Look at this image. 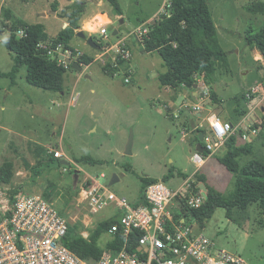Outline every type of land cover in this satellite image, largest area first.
<instances>
[{"label":"rangeland","instance_id":"obj_1","mask_svg":"<svg viewBox=\"0 0 264 264\" xmlns=\"http://www.w3.org/2000/svg\"><path fill=\"white\" fill-rule=\"evenodd\" d=\"M79 1L89 4L90 15L99 14L95 19L98 26L106 25L108 39L104 42L99 35L94 36L97 43L103 45L100 51L93 50L79 38L71 42L72 47L80 46L86 52H91L93 62L83 69L82 74L67 72L63 83L64 93L30 86L26 82L25 67L20 69L13 85L10 79H0V167L9 162L15 172L10 183H0V202L20 186L31 193H44L58 212L65 216L69 226L81 224L84 228L81 234L88 237L99 222L118 214L114 205L96 214L88 211L85 196L79 190L81 187L85 190L92 188V177L108 187L112 176L117 175L118 182L108 187L109 191L131 200L140 197V177L162 180L173 172V177L165 185L177 189L185 182L179 173L188 178L192 174L200 177L202 168L198 169L191 161L194 149L187 133L189 124L197 120L193 115L195 111L189 103L183 107L185 99L183 92L179 91L181 88L176 90L178 93L173 99L160 94L158 78L166 71L162 60L156 52L144 53L137 39L130 36L131 33L139 35L137 31L141 28L148 32L150 25L167 16L170 0H118L122 11L120 16L107 2L96 6L94 0ZM255 1L264 2L207 0L218 39L228 53L229 66L228 73L224 69L217 70L212 88L224 101L223 111L230 116L233 112L246 114L250 105L254 106L255 103L246 100L248 104L241 101L239 106L234 102L235 97L256 87L261 89L263 62H254L247 38L249 34L254 35L264 29V15H252L244 9ZM71 5L72 1L69 0H0V31L8 38L12 33L9 27L16 24L14 20L28 25L37 24L54 10L59 11L62 7L58 12L62 14ZM11 8L30 23L13 14ZM8 12L13 14V18H9ZM63 21L65 28L68 23L66 19ZM88 24L90 22L85 26ZM45 25L50 36H55L61 30L59 21L53 17ZM114 31H119L120 35L114 37ZM20 32L16 33L17 38L21 37ZM121 37L126 38L124 49L129 52L128 48L131 47L132 58L129 53L127 59H122L115 49L111 50ZM61 52L67 54L68 51L62 49ZM105 54L109 62L104 63ZM74 57L77 61L80 55ZM130 62L136 82L126 85L125 80L132 81ZM13 66L12 54L0 41V72L8 73ZM118 72L121 75L112 79ZM87 75L91 77L86 78ZM199 81H202L201 77ZM187 90L186 99L189 102L193 97L190 98L191 90ZM206 90L209 92L206 99L211 100V93L209 89ZM200 92H204L202 86ZM254 98L261 99L262 96L256 95ZM178 109L182 113L180 120L172 115ZM188 109L192 114L187 115ZM256 115L241 127L242 130L251 127L258 131L255 135L247 128L243 131L251 136L254 147L252 154L240 160L241 164L254 158L264 161V129L260 128L263 113L258 110ZM130 133L134 140L132 153L125 155ZM40 146L48 152V157L41 153L38 155ZM56 151L64 152L61 159L69 161L70 165L47 169L42 172L44 178L40 182L38 176L33 185H29L30 168L40 159L48 160L49 155ZM223 154L221 152L218 156ZM86 157L104 164L91 166L74 161V158ZM212 164L222 168L215 159ZM126 167L131 172L125 171ZM226 176L227 182L216 189L228 197L234 190V177L227 171ZM209 183L212 185L208 186L214 188V184ZM202 231L217 248L241 256L247 264H264V210L257 205L253 204L246 211L234 210L230 218L226 210L217 208L205 221ZM106 240L107 236H103L100 245L103 246Z\"/></svg>","mask_w":264,"mask_h":264},{"label":"trees","instance_id":"obj_2","mask_svg":"<svg viewBox=\"0 0 264 264\" xmlns=\"http://www.w3.org/2000/svg\"><path fill=\"white\" fill-rule=\"evenodd\" d=\"M72 1V5L66 12L58 14L61 19H66L68 25L62 29L59 34L50 38L42 24H23L15 21V25L10 26L11 35L6 41L2 42L7 51L12 54L14 66L8 73L0 72V79H10L11 84H15L17 75L21 68H26V82L32 87L43 91L53 93H64V76L68 70H73L70 65L65 68L63 64L56 59H52L48 53L63 49L71 52V57L77 55V51L70 46L71 40L77 32L80 31V20L84 12L85 2L79 0ZM107 2L112 10L118 15H122L118 0H97ZM244 9L252 15H264V2L255 1L246 5ZM171 10V13H170ZM57 11V10H54ZM12 17V13L8 12ZM20 27H15L18 25ZM19 31L24 33L20 38L16 37ZM250 33V32H249ZM2 34V31H0ZM93 40L97 41L92 37ZM100 46V51L103 45ZM43 45L45 48H39ZM247 45L256 49L264 58V29L249 34ZM142 47L145 52H156L163 62L166 71L158 78L160 86L176 91L178 88L194 90L199 84L201 77L205 87L211 92V87L215 82L217 70L224 69L229 72L228 53L224 51L217 36L216 26L212 19L207 0H170L168 15L161 17L153 25L149 26V33L142 40ZM93 58L87 55L79 57L77 62L84 66L89 65ZM192 98V97H190ZM247 99L245 94L234 98L240 106V102ZM244 113V112H243ZM245 114V113H244ZM239 114V115H244ZM236 115H233V117ZM261 128L264 129V113ZM196 132V131H194ZM197 133V132H196ZM199 133V134H198ZM195 140L199 143V135L206 133L205 130H199ZM41 149L38 152L46 157L47 151ZM252 144L236 146V137L231 136L225 142V150L222 156H217V160L225 170L234 177V190L230 196L226 197L214 188L205 184L202 177L196 175L198 181L193 185L196 193L202 192L199 185L203 184L206 188L205 201L197 209H188L181 207V213L185 222H196L202 228L215 209L223 208L226 210L227 217L230 218L234 210L246 211L253 204L264 210V161L257 158L251 159L241 164V159L252 154ZM204 155H208L204 152ZM61 159H56L49 155L48 160L40 159L35 166L30 168L31 181L38 177V182L44 178L42 172L47 169H58L62 165ZM78 164H88L91 166H102L104 163L100 160H94L91 157L75 158ZM125 171L131 172L129 167ZM186 180L188 177L179 173ZM15 176L13 165L11 163L3 164L0 167V183H10ZM173 177V172L164 176L162 180L149 177H140L141 194L139 204H143L144 193L148 186L169 181ZM23 186L14 189L12 193L23 192ZM203 193V192H202ZM42 197L49 200L48 196ZM62 214V213H61ZM121 213L107 221L99 222L94 229L85 238L81 232L84 230L81 224L69 226L68 233L63 240V244L74 254L86 261L99 260L103 252L108 249L119 250L123 244L120 235L111 236L109 230L111 226L119 220ZM103 236H107L104 245H100Z\"/></svg>","mask_w":264,"mask_h":264},{"label":"built area","instance_id":"obj_3","mask_svg":"<svg viewBox=\"0 0 264 264\" xmlns=\"http://www.w3.org/2000/svg\"><path fill=\"white\" fill-rule=\"evenodd\" d=\"M137 32L140 34L131 33L130 36L142 41L149 30L141 28ZM99 33L105 42L106 28L102 26ZM20 36L24 33L20 32ZM124 45L117 42L111 50L115 49L122 59H127L129 52ZM38 47L45 48L43 45ZM61 51L62 48L48 55L65 68L67 64L61 56L76 61L71 52L63 54ZM79 55L77 53L76 57ZM104 57V63L109 61L107 54ZM201 86L203 97L207 98L209 92L203 82ZM261 91L264 102V86L263 89L256 87L247 91L245 97L249 100ZM193 110L198 112L201 107H193ZM199 130L206 132L201 133L204 135L202 146L209 156L224 152L227 139L237 136L231 123L221 121L214 113L204 116L202 122L193 128L197 133ZM249 130L256 134L255 130ZM239 136L242 141L249 138L246 133ZM204 152L194 150L192 153L191 161L198 169L206 162ZM53 155L56 159L62 157L58 151ZM195 177L193 174L177 189H170L162 182L152 184L145 190L144 203L137 205L110 192L98 181L92 188L84 190V201L90 213L96 214L112 205L121 213L109 230L111 236L120 235L123 240L121 248L106 250L96 261L80 258L63 244L69 223L49 200L11 192L0 202V264H247L241 256L217 248L192 223L185 222L181 207L197 209L205 201L202 192L194 191L193 185L198 183Z\"/></svg>","mask_w":264,"mask_h":264},{"label":"crops","instance_id":"obj_4","mask_svg":"<svg viewBox=\"0 0 264 264\" xmlns=\"http://www.w3.org/2000/svg\"><path fill=\"white\" fill-rule=\"evenodd\" d=\"M104 1H97V3L95 4L96 6H100V5H102V3H103ZM89 5V4H88ZM88 5H86L85 4V8H84V12L82 13V16H81V20H80V26H81V29H83L84 31V33L86 34V35H88V36H90V37H94V36H96V35H99L100 36V29L102 28V26L103 25H99L98 26V21H97V19H95V16L96 15H99V14H93V15H90V10H89V6ZM61 8L62 7H60V10L59 11H61ZM11 11H12V13L13 14H15L16 16H18L19 18H22V19H24L25 21H27V19L25 18V17H23V16H21V15H19L18 13H17V11L16 12H14V10L11 8L10 9ZM59 11H54V12H52L51 13V15L50 16H47L46 15V17H44V18H42L39 22H37V24H42L43 26H44V28H45V31H46V33H47V30H46V25H45V22L46 21H48V19H50V17H53L54 19H56L57 21H59V23H60V29L62 30V29H64V26H65V23H64V21H63V19H61L59 16H58V12ZM101 14V13H100ZM88 16V17H87ZM109 20V19H108ZM110 21V20H109ZM28 23H30L29 21H27ZM88 22H90V24H88L87 26H85L86 25V23H88ZM111 22V21H110ZM36 24V23H35ZM111 24V23H110ZM142 26V24L139 26V27H141ZM104 27L106 28V25L104 24ZM85 28H87L88 30H86ZM80 29V31H82ZM60 30V31H61ZM59 31V32H60ZM59 32L55 35V36H50L48 33V36L50 37V38H54V37H56L58 34H59ZM120 35V32L119 31H117V36H119ZM100 37H102V36H100ZM75 38H77L76 36H74V38L71 40V42L75 39ZM103 39V41H104V37H102ZM78 39V38H77ZM108 39V38H107ZM143 39V38H142ZM71 42H70V46H71ZM85 42V41H84ZM119 42H121V43H126L127 44V42H126V38L125 37H121V38H119ZM136 42H138L139 44H140V46H141V48H142V51L144 52V53H146V54H151V53H148V52H145L144 51V49H143V47H142V41L141 40H136ZM141 42V43H140ZM86 43V42H85ZM221 44V43H220ZM129 45V44H128ZM130 46V45H129ZM221 46H222V44H221ZM72 47V46H71ZM223 47V46H222ZM74 50H76L77 51V53H79L81 56L82 55H87V56H90L91 54V52H86L85 50H83V49H81L80 48V46H76V47H72ZM248 49H249V51L252 53V56H253V60H254V62H263V64H262V68H261V71H262V80H261V89H263V86H264V58H263V56L256 50V49H252V48H250V47H248ZM128 50H129V53H130V56H131V58H132V49H131V47L130 48H128ZM153 53V52H152ZM91 57V56H90ZM93 62V61H92ZM91 62V63H92ZM107 62H109V61H107ZM89 64V65H87V66H84V65H82V64H80L81 65V67H82V72L81 73H78V72H76V71H74V70H68V71H73V72H75V73H78V74H82L83 73V69L84 68H88V67H90L92 64ZM130 68L132 69V81L131 82H125L124 81V84H126V85H131L133 82H136V79H135V76H134V71H133V67H132V62H130ZM67 71V72H68ZM67 72H66V74H67ZM227 73V72H226ZM65 74V75H66ZM121 74H120V72H118V73H116V75H115V77H111L112 79H116V77H118V76H120ZM65 77V76H64ZM91 76H89V75H87L86 76V78H90ZM107 77V76H106ZM198 82L200 83V84H198L197 85V87H195L194 88V90H191V97H193L192 99H190L189 100V102H187V99H186V96L188 95V90L186 89V88H181L182 90H179L180 92H183L182 94H183V96H184V99H185V104H183V107L185 106H188V103H189V105H190V107H191V109L193 110V107H196V106H199V107H201V110L200 111H198V112H194L193 113V115L196 117V122L195 123H192V124H189V127H190V130H189V127H188V130H189V132H187L188 134H190V138L192 139V142H193V149L195 150V147H196V145L198 144L197 142H196V140H195V137L197 136V133L195 132V133H193V128L197 125V124H199V123H201L202 122V119H203V117L204 116H206L207 114H211V113H214L221 121H223V122H229V123H231V125L233 126V128L237 131V136H236V146H244V145H247V144H252V139H251V136L248 138V140L247 141H242L241 139H240V134H243V131L247 128V127H245V129L244 130H242L241 129V127L242 126H245L247 123H249V122H251V120L252 119H254V117H256L257 115H256V113H257V111L259 110L260 112H262V113H264V111H263V108H264V102L262 101V98L261 99H257V98H254V97H256V95H254V96H252L251 97V99H249V100H251L250 102H252V101H255V103H254V106L252 105H250V109H249V111H247V113L246 114H244V115H239V114H237V113H235V112H233L232 114H231V116L230 115H228V113H227V111H223V109H222V106H223V104H224V101L221 99V98H219L218 96H217V94L213 91V88L211 87V100L210 99H206L205 97H203V94H201V92H200V88H201V82L202 81H199L198 80ZM158 83H159V80H158ZM213 86V85H212ZM159 87H160V94L161 95H163V96H166L167 98L168 97H170L171 99H173L175 96H176V94L178 93L177 91H173V90H171V89H167V88H163V87H161L160 86V83H159ZM207 88V87H206ZM190 92V91H189ZM246 92H244V94H245ZM261 93H262V91L260 92V94H257V95H261ZM186 94V95H185ZM262 96V95H261ZM254 98V99H253ZM209 104H208V103ZM247 102V101H246ZM249 102V103H250ZM246 104H248V102L246 103ZM230 105V104H229ZM234 107V106H233ZM182 114V113H181ZM181 114H180V112H179V109L178 110H174L173 112H172V115L173 116H175V118H179V120H180V117H181ZM190 114H192V112L188 109V111H187V115H190ZM230 114V113H229ZM233 115H236V116H234L233 117ZM262 124V123H261ZM261 128V127H260ZM247 129H253V130H255V132H256V134H257V129H254V128H247ZM262 129V128H261ZM186 133V134H187ZM245 133V132H244ZM134 141V140H133ZM133 146V145H132ZM41 148L40 149H42L43 151L45 150V149H43L42 148V146H40ZM252 147H254L253 146V144H252ZM42 151V152H43ZM60 152V151H59ZM131 152H132V150H131ZM65 153L63 152H61V155L63 156ZM41 155H43L42 153H41ZM217 155H219V154H217ZM75 159V158H74ZM216 160L217 162H218V160H217V156L216 155H214V156H209V155H206V162H205V164H204V166H202L201 168V171H200V177H202L203 179H204V182H205V184H207V185H209V184H211V183H209V182H212L214 185V189L215 190H217L216 188H220L219 186H221L223 183H225V182H227V176H226V170H225V168L222 166V165H220V163L218 162V164L222 167V168H218L217 166H213V164H212V162H213V160ZM208 165V166H207ZM211 165V166H210ZM193 175V174H192ZM191 175V176H192ZM103 176V175H102ZM190 176V177H191ZM91 178V177H90ZM75 179V178H74ZM159 180V179H158ZM95 181H98V183H99V180H98V178L97 179H94V177H92V182H91V184L92 183H94ZM100 184V183H99ZM212 185V184H211ZM26 194H29V195H31V196H36V197H42V195L44 194V193H42L41 195L40 194H37V193H34V192H32L31 193V191L29 190V189H25V187L23 186V189H22ZM84 188L83 187H81V190H79L80 192H83V194H84ZM218 191V190H217ZM129 202L131 203V204H133V205H137V204H139V197L138 198H136L135 199V197L134 198H132L131 200H129ZM116 208V207H115ZM117 209V208H116ZM118 211V210H117ZM119 213V212H118ZM192 225L193 226H195L196 227V229L198 230V231H201V232H203L202 230L204 229V227L202 228V229H199L198 227H197V225L195 224V222L194 223H192ZM85 238H87V237H85Z\"/></svg>","mask_w":264,"mask_h":264},{"label":"water","instance_id":"obj_5","mask_svg":"<svg viewBox=\"0 0 264 264\" xmlns=\"http://www.w3.org/2000/svg\"><path fill=\"white\" fill-rule=\"evenodd\" d=\"M95 3H97V1L94 0ZM170 13H171V10H170ZM77 38L83 40L86 42V44L92 48L93 50H99L100 49V46L93 40L92 37H87L86 34L83 32V31H79L76 33L75 35ZM113 36H117V31H114L113 32ZM7 40V36L5 34H0V41L4 42ZM61 59L64 60L65 64L67 65H70L72 67V69L78 73H81L82 72V67L81 65L70 59V58H64V56H61L60 57ZM196 87V86H195ZM263 111H264V108H263ZM203 137L204 135L203 134H200L198 139H199V143L196 145L195 147V150L199 153H203L204 150H203V146H202V143H203ZM132 145H133V135L132 133H130V136H129V139H128V142H127V145H126V152H125V155H131V150H132ZM61 165L62 166H69L70 165V162L65 160V159H61L60 161ZM77 175L75 174L74 175V178L76 179ZM116 182H118V176L117 175H113L111 180H110V183L108 185V187H111L112 185H114ZM199 188L202 190L203 193H206V188L203 184L199 185Z\"/></svg>","mask_w":264,"mask_h":264}]
</instances>
